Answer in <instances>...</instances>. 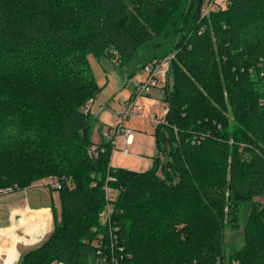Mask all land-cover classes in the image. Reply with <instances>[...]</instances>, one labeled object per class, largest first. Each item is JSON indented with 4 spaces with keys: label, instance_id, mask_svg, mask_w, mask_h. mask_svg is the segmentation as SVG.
<instances>
[{
    "label": "trees",
    "instance_id": "trees-1",
    "mask_svg": "<svg viewBox=\"0 0 264 264\" xmlns=\"http://www.w3.org/2000/svg\"><path fill=\"white\" fill-rule=\"evenodd\" d=\"M203 3L0 0V190L61 181L51 233L18 264H264V0L208 15ZM155 38L174 54L157 156L145 171L114 166L111 144L91 138L102 87L89 54L125 65ZM93 144L105 150L90 156ZM244 200L245 242L228 249Z\"/></svg>",
    "mask_w": 264,
    "mask_h": 264
},
{
    "label": "rangeland",
    "instance_id": "rangeland-1",
    "mask_svg": "<svg viewBox=\"0 0 264 264\" xmlns=\"http://www.w3.org/2000/svg\"><path fill=\"white\" fill-rule=\"evenodd\" d=\"M205 2L206 0H204V3ZM215 2H217V5L222 3L224 4L225 0H215ZM215 8H217V6L214 7V9ZM164 40L165 38L153 39L150 43L139 49L134 59L125 65H121L119 62L111 58L96 56L93 53L89 54L90 65L98 84L102 87V90L98 93L94 101H91L90 103L92 141L94 143L103 142V133L105 131L110 132L112 135L115 134V121L117 117L116 110L125 104V102L131 97L136 98L142 107L141 116H130L125 122V127L127 129L135 131L134 142L130 146L129 153H124L119 149L113 150L115 145L110 142L112 147L111 164L114 166L125 167L137 171H145L153 165L154 159L157 156L154 134L155 125L158 121H161V119L164 118L169 109L168 105L164 101V86L171 81L169 78L171 65L168 73L165 75V79H162L161 82L157 83L140 96H137V92L135 91V83L146 79L147 74L143 70V65L146 61H149V58L153 56H161L165 50L169 49L168 46L158 48L157 43L163 42ZM259 88L264 90V81L259 85ZM117 104H119V106L114 111ZM101 110H103L102 116L99 115ZM123 144L124 139L121 137L118 140L117 147L121 148ZM160 172L161 171H159V173ZM42 180L43 178L34 181L31 187L26 190L0 194V202L21 201L24 195H27L33 202L36 201L40 203L38 205L49 203L51 197L56 199V203H58V194L56 192L51 194L50 188L43 187L44 185L42 184ZM255 199L263 202L264 195L258 196ZM33 202L32 204H34ZM249 203V201L244 200L241 204L239 228L234 229L230 224H227L225 227V244L228 249L240 248L244 245V228L250 213ZM44 209L48 210L47 208ZM49 214L51 216H47L46 218L51 221L50 228L44 234L39 236L37 241L30 244H27L26 242L24 244L21 240L17 241L21 242L16 245L17 250L21 252V256L29 248L39 245L51 233L53 229V215L51 209H49ZM30 216L43 215L33 213V215ZM19 217L21 218L22 216L20 215ZM38 225H40V223ZM28 229L29 228L27 227V230ZM18 234L29 238V236L25 235L24 228L20 229ZM27 242L29 243V239Z\"/></svg>",
    "mask_w": 264,
    "mask_h": 264
},
{
    "label": "built area",
    "instance_id": "built-area-1",
    "mask_svg": "<svg viewBox=\"0 0 264 264\" xmlns=\"http://www.w3.org/2000/svg\"><path fill=\"white\" fill-rule=\"evenodd\" d=\"M215 0H206L205 5L202 8V14L208 15L214 7L217 6ZM174 54H170L167 56H164L162 58H155L153 60L147 61L143 65V70L146 72L147 77L144 81L136 82L135 83V91L137 92V96H140L144 92H147L151 87L155 86L157 83L161 82L162 79H165L166 73H168L171 65V60L173 58ZM141 105L139 104L138 100L134 97H131L129 100L125 102L121 107H119L116 110V121H115V134L112 135L110 132H104L103 138L104 141L101 142L102 144L104 142L106 143H112L115 145L113 150L119 149L122 150L124 153H129L130 146L134 142L135 138V131L131 129H127L125 127V122L130 116H141ZM164 121V118L161 119V122ZM160 122V121H158ZM124 139V144L121 148H118V140L120 138ZM110 143V144H111ZM105 150V147L101 144H93L89 147V154L90 156H98L100 152H103ZM108 179H114L113 177H109ZM43 187L46 188H55L59 189L61 187V181L53 176L44 178L42 180ZM41 187V186H40ZM105 198H106V207L101 212L100 217L104 223H108L111 225V218L112 213L114 209V200L116 199L117 191L113 187H111L108 183L105 184ZM11 188L7 189H1L0 194L8 193L10 192ZM2 236V234H0ZM0 236V264H18L21 252L19 251L18 256L14 258L13 260L9 259V253L7 251H4L1 245V242L5 236L2 237L1 240ZM103 238V236H100ZM25 242L24 240H21ZM17 245V243H16ZM100 245V244H99ZM17 247V246H16ZM101 253V251H98ZM116 262V255H112V263H110L107 260V257H104L102 260L103 264H114ZM62 264V263H61Z\"/></svg>",
    "mask_w": 264,
    "mask_h": 264
},
{
    "label": "crops",
    "instance_id": "crops-1",
    "mask_svg": "<svg viewBox=\"0 0 264 264\" xmlns=\"http://www.w3.org/2000/svg\"><path fill=\"white\" fill-rule=\"evenodd\" d=\"M150 59V58H149ZM148 59V60H149ZM147 62V61H146ZM119 104H117L114 108V111L118 108ZM91 110V107H90ZM102 111L99 112V115L102 116ZM55 193V192H54ZM1 196V195H0ZM31 198H29L27 195H24V197L21 199V201H12V202H0V231H4L9 229L10 232H19L20 229H25V235L32 237L33 231L41 232V230H30V224L27 222L29 218L27 216L35 214H41L46 217L51 216L49 214L50 202L44 205H38L40 203L36 201H30ZM56 202V199H54ZM59 200V198L57 199ZM59 203V202H58ZM56 203L58 206L59 204ZM47 208L48 210L44 209ZM22 216L21 218L19 216ZM34 217V216H32ZM20 218V219H19ZM46 225V223H44ZM27 227L29 228L27 230ZM32 232V233H30ZM35 232V233H37ZM45 232V231H44ZM2 234V232L0 233ZM1 236V235H0ZM3 236V234H2ZM34 237V236H33ZM17 244L21 242H16ZM25 244V242H22ZM61 264V263H59ZM64 264V263H62Z\"/></svg>",
    "mask_w": 264,
    "mask_h": 264
},
{
    "label": "bare ground",
    "instance_id": "bare-ground-1",
    "mask_svg": "<svg viewBox=\"0 0 264 264\" xmlns=\"http://www.w3.org/2000/svg\"><path fill=\"white\" fill-rule=\"evenodd\" d=\"M27 218H29L27 222L30 224V227H31L30 230H39V229L41 230V232L40 231L39 232L33 231V233L31 232L34 237L32 236V237L27 238L23 235L18 234L17 232H10L9 229L0 231V233L2 232L3 234V236H1V240H2V237L4 236L6 237V239L2 240L1 245H2L3 250L9 253L10 260H13L14 258L18 256L19 251L16 248V242L18 240H24L27 244L33 243L39 239L38 238L39 236L44 234L50 228L51 221L48 220L47 218L45 219L43 216L31 217L29 215L27 216ZM39 223L40 225H38ZM44 223H46V225ZM28 239H29V243L27 242Z\"/></svg>",
    "mask_w": 264,
    "mask_h": 264
}]
</instances>
